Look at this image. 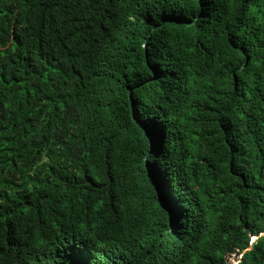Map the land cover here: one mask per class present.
<instances>
[{
    "label": "trees",
    "instance_id": "obj_1",
    "mask_svg": "<svg viewBox=\"0 0 264 264\" xmlns=\"http://www.w3.org/2000/svg\"><path fill=\"white\" fill-rule=\"evenodd\" d=\"M165 5L0 0V264H264V0Z\"/></svg>",
    "mask_w": 264,
    "mask_h": 264
},
{
    "label": "snow or ice",
    "instance_id": "obj_2",
    "mask_svg": "<svg viewBox=\"0 0 264 264\" xmlns=\"http://www.w3.org/2000/svg\"><path fill=\"white\" fill-rule=\"evenodd\" d=\"M186 2L190 5V6H194L196 8H199L200 5L202 3H204V0H186ZM247 2L248 0H230V3L237 7V8H245L247 6ZM152 3L156 6V7H165V0H152ZM152 17H149V21H151ZM180 21H178L179 23ZM159 27V25H157ZM146 131V138L147 137H151L152 140V145L153 147H155L156 144V140H155V135L153 133V131L151 129H145ZM262 235H264V233H262ZM257 239L256 236H252L251 240L252 242H255V240Z\"/></svg>",
    "mask_w": 264,
    "mask_h": 264
}]
</instances>
